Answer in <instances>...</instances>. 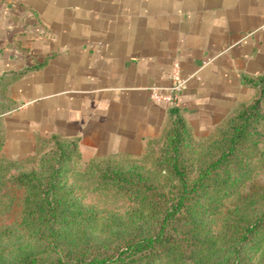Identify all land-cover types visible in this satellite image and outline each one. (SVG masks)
I'll return each instance as SVG.
<instances>
[{
	"label": "crops",
	"instance_id": "1",
	"mask_svg": "<svg viewBox=\"0 0 264 264\" xmlns=\"http://www.w3.org/2000/svg\"><path fill=\"white\" fill-rule=\"evenodd\" d=\"M194 136L240 105L264 110V0H0L1 154L76 140L82 161L136 157L168 127L165 86Z\"/></svg>",
	"mask_w": 264,
	"mask_h": 264
},
{
	"label": "trees",
	"instance_id": "2",
	"mask_svg": "<svg viewBox=\"0 0 264 264\" xmlns=\"http://www.w3.org/2000/svg\"><path fill=\"white\" fill-rule=\"evenodd\" d=\"M262 119L258 98L194 136L171 106L168 127L136 157L82 161L76 140L55 135L18 160L0 152V190L5 181L21 190L17 224L0 228V264H264V187L239 191L250 179ZM156 143L159 159L144 168L138 161ZM27 160L34 161L27 169L6 173ZM91 177L96 188L124 194L131 209L102 217L80 205L76 182ZM229 196L236 204L214 229L207 218Z\"/></svg>",
	"mask_w": 264,
	"mask_h": 264
},
{
	"label": "rangeland",
	"instance_id": "3",
	"mask_svg": "<svg viewBox=\"0 0 264 264\" xmlns=\"http://www.w3.org/2000/svg\"><path fill=\"white\" fill-rule=\"evenodd\" d=\"M256 130L260 133V140L256 145L257 157L251 161L252 169L250 179L245 182L244 188L239 191L250 193L253 191L259 192L261 191V188L264 187V119L257 123ZM160 146L161 143L154 144L152 151L142 159H139L138 163L144 168L151 169L159 159L157 150ZM33 163L34 161L31 160L21 163L12 162L10 168L6 169V173L15 174L18 171L27 169ZM4 179H7V177ZM70 181H74L72 177ZM94 181V177H91L89 181L82 180L76 182V184H79V188L76 190L75 196L80 205L84 208L93 210L98 216L102 217L123 216L131 209L132 204L127 201L124 194L115 192L109 188H96L95 185H91ZM104 185L105 187L108 186L105 182ZM3 192L8 193V195L0 197V228L5 226L14 227L19 220L21 190L15 186H11L5 181L0 190V193ZM236 201L237 199L235 196L226 197L222 202V208L220 211L207 218L210 219V223L214 229L217 228L223 212L236 204Z\"/></svg>",
	"mask_w": 264,
	"mask_h": 264
},
{
	"label": "built area",
	"instance_id": "4",
	"mask_svg": "<svg viewBox=\"0 0 264 264\" xmlns=\"http://www.w3.org/2000/svg\"><path fill=\"white\" fill-rule=\"evenodd\" d=\"M185 83L186 78L181 75L178 63L173 62L169 72L168 84L165 86H149V98L155 103L175 106L180 92L185 87Z\"/></svg>",
	"mask_w": 264,
	"mask_h": 264
}]
</instances>
